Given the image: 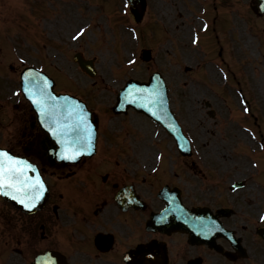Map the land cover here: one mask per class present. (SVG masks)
<instances>
[{
    "label": "rangeland",
    "instance_id": "1",
    "mask_svg": "<svg viewBox=\"0 0 264 264\" xmlns=\"http://www.w3.org/2000/svg\"><path fill=\"white\" fill-rule=\"evenodd\" d=\"M255 4V0H147L142 20L135 21L125 0H0V72L11 75L6 82L0 79V118L7 124L4 132L7 134L16 116L23 113L19 95H12L18 87V71L28 64L38 66L57 78L60 90L86 100L99 117L97 154L85 160L77 170L79 174L91 170L89 180L94 183L105 171L123 174L121 159L125 158L135 160L131 170L138 172L135 179L139 183L140 175L150 177L143 185L148 189L146 184L158 185L167 178L183 190L189 189V180L199 191L203 183L198 186L195 182L197 170L206 172L210 167L202 163L218 162V185L225 188L230 180L245 176L251 193L245 198L247 202H236L218 187V199H225V205L227 200L241 206L236 220L254 226L264 215V148L258 139L264 140V15L254 12ZM81 27L86 29L85 35L73 40L71 37ZM193 39L198 42L194 44ZM33 44L38 52L31 49ZM143 48L151 50L149 61L141 59ZM76 51L94 58L93 77L73 61ZM155 70L164 76L170 106L193 141V171L181 161L162 157L165 147L164 154L177 150L160 126L133 110L126 115L111 113L115 93L125 80H146ZM206 101L210 102L212 117ZM247 105L253 119H248L242 110ZM9 140L8 134L6 142ZM89 180L85 179L89 190L75 185L58 195L56 201L64 211L70 214L84 205L92 207L100 195L97 192L105 195L102 187H90ZM212 180L210 177L209 182ZM3 209L9 216V211ZM47 213L46 234L69 231L71 226L66 221H73L71 215L59 222L48 208L38 218ZM29 220L30 224H23L0 217V264H28L38 251L52 246L67 250V242L75 243V236H63L67 242L62 236L41 238L39 226L33 225L39 219L33 216ZM81 231L90 233L88 229ZM136 239L134 236L124 241V246ZM173 245L172 257L183 250L178 240ZM263 247L261 241L252 243L248 264H264ZM75 248L80 251L73 260L86 264V253L92 248L79 247L77 243ZM103 257L94 259L109 264L102 261L111 260L110 256ZM221 260L218 257L216 263L214 256H208L205 264H227ZM173 264H180L179 259L173 258Z\"/></svg>",
    "mask_w": 264,
    "mask_h": 264
},
{
    "label": "snow or ice",
    "instance_id": "2",
    "mask_svg": "<svg viewBox=\"0 0 264 264\" xmlns=\"http://www.w3.org/2000/svg\"><path fill=\"white\" fill-rule=\"evenodd\" d=\"M132 2L133 0H125V7ZM261 7L264 9V5ZM85 32L86 29L81 27L71 38L79 40ZM192 42L195 44L198 41L193 39ZM129 63L132 64L134 61L129 60ZM24 80L23 94L38 110L42 118L41 123L61 145L59 159L76 161L82 155H92L93 129L84 109L79 104H59L57 98L48 91L49 82L46 79L41 80L39 75L33 76L29 72L24 76ZM64 99L67 101V98ZM148 110L151 111L150 108ZM244 111L248 109L245 108ZM152 114L156 115L154 112ZM33 172H35L33 165L27 161L11 155L9 151L0 150V194L10 197L29 212L37 206L45 191L40 177L29 175ZM259 220L264 222V215H260ZM149 251L150 249H144L140 255L143 256ZM124 259L129 261V264H138L133 256L126 255Z\"/></svg>",
    "mask_w": 264,
    "mask_h": 264
},
{
    "label": "water",
    "instance_id": "3",
    "mask_svg": "<svg viewBox=\"0 0 264 264\" xmlns=\"http://www.w3.org/2000/svg\"><path fill=\"white\" fill-rule=\"evenodd\" d=\"M29 72H31L33 76L39 75L41 80H44V78L35 71L29 70L28 73ZM28 73H25V75H27ZM23 82L25 83V80ZM152 93H154L155 95H150ZM65 104L68 103H64L63 105ZM129 105H132L138 111H142L148 114L153 119L163 124L165 128L168 130V132L174 136L177 144L180 146L179 148L181 149V151H187L185 148H188V143L184 138V136L182 135V132L179 126L177 125L173 115L170 112H168L166 109L165 89L161 85L156 75L151 77V81L148 84L138 85L132 82L128 83L126 87L119 93L118 101L116 106L114 107V110L116 112L125 111ZM149 108L151 109V111L148 110ZM66 110L67 109L65 108V111ZM153 112L156 115H153L152 114ZM41 119H42L41 116H39L40 122ZM46 122H50V121H46ZM42 126L46 130H48L44 126V124H42ZM170 209L172 210V212L180 213L178 214V216H174V215L171 216L172 219H175L174 221L175 224L179 223L180 227L181 225H185L184 223L188 220V217L187 215L184 214L185 211L182 209V207L177 203H172V208ZM145 256L151 257V259H148V257L145 258ZM142 259L143 260L140 262V264H159L162 262V259L159 262V255L157 254L153 255V253L148 254L147 252L144 254V258ZM60 263L61 260L58 254L50 251L38 256L32 264H60Z\"/></svg>",
    "mask_w": 264,
    "mask_h": 264
},
{
    "label": "flooded vegetation",
    "instance_id": "4",
    "mask_svg": "<svg viewBox=\"0 0 264 264\" xmlns=\"http://www.w3.org/2000/svg\"><path fill=\"white\" fill-rule=\"evenodd\" d=\"M30 138L34 139V142L37 144H40L43 140V136L38 130H34ZM190 157L184 159V162H188ZM188 165H190V163ZM114 183L117 182H113L111 184L112 187ZM114 186H116V184ZM187 196L188 198H191L193 195L190 191H188ZM101 205L105 212L102 222L99 224L105 229V231H101L106 234L111 233V236H114L115 244L119 241L118 236H137L138 238L135 243L143 242L151 238L163 240L165 238L170 239L172 236H188L187 234L181 232L165 233L159 230H146L144 224L148 215L147 206L144 210L131 207L126 211H121L118 208L111 210L109 203L107 204L106 201L102 202Z\"/></svg>",
    "mask_w": 264,
    "mask_h": 264
},
{
    "label": "bare ground",
    "instance_id": "5",
    "mask_svg": "<svg viewBox=\"0 0 264 264\" xmlns=\"http://www.w3.org/2000/svg\"><path fill=\"white\" fill-rule=\"evenodd\" d=\"M257 82L259 81V79L256 80Z\"/></svg>",
    "mask_w": 264,
    "mask_h": 264
}]
</instances>
